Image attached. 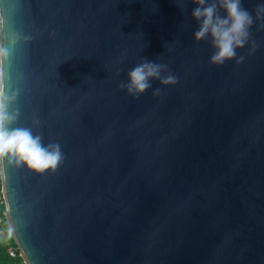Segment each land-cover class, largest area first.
<instances>
[{"label": "water", "instance_id": "water-1", "mask_svg": "<svg viewBox=\"0 0 264 264\" xmlns=\"http://www.w3.org/2000/svg\"><path fill=\"white\" fill-rule=\"evenodd\" d=\"M196 7L0 0L15 126L64 155L45 174L0 165L26 264H264V30L237 50L244 62L212 65ZM145 59L178 83L128 95L120 84Z\"/></svg>", "mask_w": 264, "mask_h": 264}, {"label": "clouds", "instance_id": "clouds-1", "mask_svg": "<svg viewBox=\"0 0 264 264\" xmlns=\"http://www.w3.org/2000/svg\"><path fill=\"white\" fill-rule=\"evenodd\" d=\"M198 7L192 11V17L199 27L194 32L197 42L210 43L213 52L209 58L212 65H223L226 61L244 62L245 56H237L238 49L246 46L254 52L258 47L252 39L251 29L264 30V3L258 4L253 11L243 7L242 0H192ZM221 11L225 13L221 15ZM6 22L0 18V165L23 167L36 174L55 172L63 163L64 155L60 144H44L41 135L33 132L31 127L15 126L20 118L16 105L19 90L8 86L9 76L6 64L11 55L10 47L4 43ZM16 39H10L13 46ZM156 80L163 86L178 83V78L169 70L168 65L144 60L128 72V82L121 83L128 95L139 98L152 88L151 81ZM162 90L156 88L153 95ZM38 123V122H37ZM15 231L10 224L9 236Z\"/></svg>", "mask_w": 264, "mask_h": 264}, {"label": "trees", "instance_id": "trees-1", "mask_svg": "<svg viewBox=\"0 0 264 264\" xmlns=\"http://www.w3.org/2000/svg\"><path fill=\"white\" fill-rule=\"evenodd\" d=\"M4 228H5L4 232L7 233V237L4 240V242H3L2 239H0V258L2 260V263L3 264H25L23 259H21V258L12 259L8 255L7 251L9 249V247H11V245H12V247H16V244H15L14 239L12 238V236H9V234H8V229L9 228H8V224H7L6 221H5Z\"/></svg>", "mask_w": 264, "mask_h": 264}, {"label": "built area", "instance_id": "built-area-1", "mask_svg": "<svg viewBox=\"0 0 264 264\" xmlns=\"http://www.w3.org/2000/svg\"><path fill=\"white\" fill-rule=\"evenodd\" d=\"M6 213L7 212H6V207H5L4 191H3L2 187H1V183H0V234H2L4 232ZM7 253L12 259H17V258L23 259L18 247H12V245H11V247H9ZM24 263H25V261H24ZM0 264H3L1 258H0Z\"/></svg>", "mask_w": 264, "mask_h": 264}, {"label": "rangeland", "instance_id": "rangeland-1", "mask_svg": "<svg viewBox=\"0 0 264 264\" xmlns=\"http://www.w3.org/2000/svg\"><path fill=\"white\" fill-rule=\"evenodd\" d=\"M4 231H5V228H4ZM0 239H2L3 240V242H4V240L6 239V237H7V233L6 232H3L2 234H0Z\"/></svg>", "mask_w": 264, "mask_h": 264}]
</instances>
